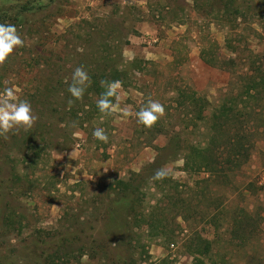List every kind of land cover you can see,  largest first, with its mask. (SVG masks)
<instances>
[{
  "label": "rangeland",
  "instance_id": "374dc122",
  "mask_svg": "<svg viewBox=\"0 0 264 264\" xmlns=\"http://www.w3.org/2000/svg\"><path fill=\"white\" fill-rule=\"evenodd\" d=\"M3 22L24 47L0 90L15 85L37 120L0 136V264H195L203 243L201 264H264V85L233 110L231 145L214 128L264 74V0H0ZM79 66L120 73L112 115L92 83L68 107ZM149 98L165 107L150 129L121 111Z\"/></svg>",
  "mask_w": 264,
  "mask_h": 264
},
{
  "label": "clouds",
  "instance_id": "9594fccd",
  "mask_svg": "<svg viewBox=\"0 0 264 264\" xmlns=\"http://www.w3.org/2000/svg\"><path fill=\"white\" fill-rule=\"evenodd\" d=\"M24 47V40L18 32L17 26L10 22L0 23V64H3L13 53ZM91 79L83 66L76 67L71 74V83L67 87L71 99L68 100V107L71 108L77 101H81L88 87L91 86ZM101 92L96 101V108L101 116H110L119 109V90L122 82L100 81ZM125 116H134L138 125L145 128H152L165 114V107L159 101L151 98L139 111L131 112L128 108L121 109ZM37 116L34 114L31 103L26 99H20L17 95L15 85L6 86L0 90V136L5 135L13 129H30ZM93 138L101 143H108L109 136L103 128L97 127L92 132ZM166 169H158L153 180H163L167 177Z\"/></svg>",
  "mask_w": 264,
  "mask_h": 264
},
{
  "label": "trees",
  "instance_id": "16d2710c",
  "mask_svg": "<svg viewBox=\"0 0 264 264\" xmlns=\"http://www.w3.org/2000/svg\"><path fill=\"white\" fill-rule=\"evenodd\" d=\"M260 70V69H259ZM257 71V73L259 74V77L257 78V76L254 75H247L246 78V86L244 87V89H242V91H240L239 93H237L236 96L234 97H230L226 100L225 103H223V106L221 105L220 107H218L217 109V114L214 118V128L216 129V132H223L222 135H220V138H223V145H231L230 140L228 138V134L232 131L233 129V125L238 124L240 119L238 117V114H234L233 110L237 109L239 112L240 110L238 108L239 105H242L245 103V101H243V97L244 98H248V99H254V96L256 94H259V89L261 87H263L264 85V74L262 71ZM90 79L92 80V93H94L97 97V100L100 97L101 92L104 91V89L101 87L100 85V81L101 80H106V81H114V80H121L120 77V73L116 70V69H112L110 70L108 73H102V74H97L94 73L92 75L89 76ZM95 110H97L96 105L92 106ZM219 110V113H218ZM98 111V110H97ZM218 138L212 137V141L211 144H215ZM234 148L231 154V157H237V156H241L243 155V147L240 145V141L238 142V140L234 143ZM196 149L191 148L190 149V156H200L198 155ZM199 153V152H198ZM204 161V160H203ZM236 161L237 163V159L235 158H229L226 160V163L231 165ZM211 164H209L207 161L206 163H204L203 166L206 167V169L210 166ZM208 243H203V245L197 247L196 250H192L191 247H189L188 249V253L193 257V260L196 263L201 264L200 261V257L198 256H203L205 254L208 253Z\"/></svg>",
  "mask_w": 264,
  "mask_h": 264
}]
</instances>
